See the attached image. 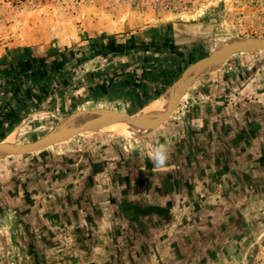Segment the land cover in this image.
Instances as JSON below:
<instances>
[{"label":"crops","instance_id":"crops-1","mask_svg":"<svg viewBox=\"0 0 264 264\" xmlns=\"http://www.w3.org/2000/svg\"><path fill=\"white\" fill-rule=\"evenodd\" d=\"M44 1L15 19L20 52L163 30L192 42L246 12L216 8L225 0ZM205 76L165 124L188 125L179 137L0 159V264H248L264 235V114L241 115V72L232 85ZM229 92L237 100L220 99ZM161 144L173 165L164 172L149 159Z\"/></svg>","mask_w":264,"mask_h":264},{"label":"rangeland","instance_id":"rangeland-1","mask_svg":"<svg viewBox=\"0 0 264 264\" xmlns=\"http://www.w3.org/2000/svg\"><path fill=\"white\" fill-rule=\"evenodd\" d=\"M43 4L44 0H0V144L3 145L31 142L47 136L63 128L65 119L86 109L110 108L122 113H142L172 89L190 65L215 46L232 37L264 36V0H225L216 8H240L241 11L246 8L239 24L233 28L227 25L215 27L207 32L206 38L197 41V34L190 42L176 36L172 30H163L161 33L117 34L112 38L87 37L82 42L76 39L65 45L49 40L33 45L31 55L20 52L19 35L12 38L15 19ZM36 33L31 31L29 34L38 39ZM50 47L54 52L47 54ZM239 72L241 105L249 107L246 113L241 109V115L258 117L264 114V50L233 54L220 68L206 71L205 78L209 83L224 73L229 85L239 84ZM232 93H228L230 96L222 94L220 99L237 100ZM206 96L199 93L197 100ZM168 102L162 107L168 106ZM164 126L140 138L100 130L86 132L87 135L78 141H64L54 150L63 152L89 143L106 146L113 143L126 150L131 141L146 144L151 137L157 144L161 137L159 133L166 134L165 139H168L169 136L179 137L189 128L182 121ZM62 144L66 145L61 148ZM35 154L39 153L15 157L27 158ZM248 264H264V235L258 239L255 251L249 254Z\"/></svg>","mask_w":264,"mask_h":264},{"label":"water","instance_id":"water-1","mask_svg":"<svg viewBox=\"0 0 264 264\" xmlns=\"http://www.w3.org/2000/svg\"><path fill=\"white\" fill-rule=\"evenodd\" d=\"M241 41L227 44L220 49L213 52L214 49L224 44L226 41ZM220 43L219 45L212 48L208 53L199 57L192 66L188 67L184 72L183 76L176 82L179 83V91L175 100V104L171 107V110L164 115L156 116V114L149 113H127L116 112L110 110V108L105 109H86L80 111L79 113L65 119V125L62 130L52 139H45L46 136L36 139L31 142L26 143H14V146L17 147H8L0 146V159L6 157H15L23 156L39 151H44L51 149L60 145L64 141L74 140L81 136L87 135L86 132L95 133L100 129L107 127L119 119L125 120L128 124L145 126L149 128H157L163 124L168 123L173 120L174 117L178 114L181 106L184 104L187 94L190 89L196 84V82L206 73L207 67L212 64V57H224V62L233 54L242 53V52H256L259 50H264V36L255 37V36H246V37H232ZM194 68V73L190 76L189 80L181 85L182 81L187 80L188 71ZM101 112V118H104V121L97 124L84 123L80 126L73 127V125L84 118H87L91 115L92 112ZM85 133V134H83ZM1 142V141H0Z\"/></svg>","mask_w":264,"mask_h":264},{"label":"bare ground","instance_id":"bare-ground-1","mask_svg":"<svg viewBox=\"0 0 264 264\" xmlns=\"http://www.w3.org/2000/svg\"><path fill=\"white\" fill-rule=\"evenodd\" d=\"M235 42H241V41L231 40L222 46H225V45L230 44V43H235ZM218 49H219V47H218ZM211 60H212V64H211V66L209 65V67H207L206 71H214V70H216V68H220L222 66V64L224 63V57H222V56L212 57ZM190 66H192V65H190ZM194 71H195L194 68H191V70L188 71L189 77L187 78V80L184 79L182 81L181 85H184V83L186 84V82L189 80L190 76L194 73ZM179 88H180L179 83L174 84L172 89L168 90L165 94H162L152 104L147 106L145 108L144 112H142V113L156 114V116L164 115L165 112L167 113L171 109V107L175 104V100H176ZM168 100H169L168 106L162 107L164 105V103L167 102ZM103 121H104V118H101V112L97 111V112H92L91 115L88 116L87 118H84L82 120L77 121V123L74 124L73 127H77V126H80V125H82L84 123H88V122L91 124H97V123H101ZM156 129L157 128H149V127H145V126L131 125V124H128L125 120L119 119L116 122H114L113 124L100 129V131H107L110 134L119 135V136H123V137L140 138V137L150 135ZM61 130H62V128L53 131L52 133L48 134L45 137V139L54 138ZM6 144L7 145L0 144V146L1 147L2 146H4V147L5 146L17 147L14 145H10V143H6Z\"/></svg>","mask_w":264,"mask_h":264},{"label":"clouds","instance_id":"clouds-1","mask_svg":"<svg viewBox=\"0 0 264 264\" xmlns=\"http://www.w3.org/2000/svg\"><path fill=\"white\" fill-rule=\"evenodd\" d=\"M149 159L152 161L154 171H168L173 165L171 161L170 147L166 144H161L153 149V152Z\"/></svg>","mask_w":264,"mask_h":264}]
</instances>
